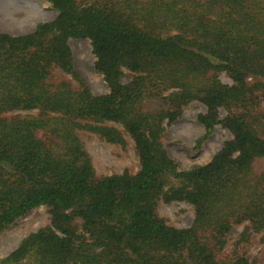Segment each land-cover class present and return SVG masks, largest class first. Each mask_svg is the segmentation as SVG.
Returning a JSON list of instances; mask_svg holds the SVG:
<instances>
[{"label": "trees", "instance_id": "1", "mask_svg": "<svg viewBox=\"0 0 264 264\" xmlns=\"http://www.w3.org/2000/svg\"><path fill=\"white\" fill-rule=\"evenodd\" d=\"M49 1L55 20L0 32V236L41 207L52 220L0 264H264V0ZM71 39L90 41L108 94ZM193 102L199 145L217 126L232 138L185 168L166 124ZM88 135L133 142L138 170L99 174ZM173 202L194 208L190 227L160 215Z\"/></svg>", "mask_w": 264, "mask_h": 264}, {"label": "rangeland", "instance_id": "2", "mask_svg": "<svg viewBox=\"0 0 264 264\" xmlns=\"http://www.w3.org/2000/svg\"><path fill=\"white\" fill-rule=\"evenodd\" d=\"M58 11L49 0H0V32L12 35H25L33 32L42 22L53 21ZM74 64L85 80L88 88L96 95L110 92L102 75L95 70V57L89 40L71 39ZM221 80L231 84L226 74ZM128 81V78H123ZM206 113V107L200 102L188 105L182 116L173 124H166L165 148L168 154L179 161L183 167L207 164L232 136L226 129L217 126L201 145L198 141L205 135L204 126L198 121L200 114ZM224 115V112H222ZM27 115L28 113H23ZM117 126V125H116ZM87 148L99 174H122L126 169L138 170L139 161L133 149V142L127 150L105 143L97 137H85ZM159 213L168 224L175 228H188L195 217L194 208L185 202L161 204ZM51 215L47 208L41 207L19 220L13 227L0 236V258L7 256L17 248L21 240L29 233L51 225ZM241 228H235L236 236Z\"/></svg>", "mask_w": 264, "mask_h": 264}]
</instances>
